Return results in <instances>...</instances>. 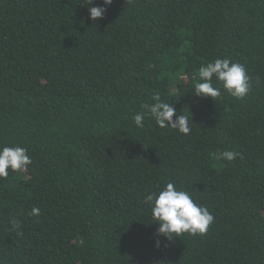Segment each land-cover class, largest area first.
<instances>
[{"label": "trees", "instance_id": "1", "mask_svg": "<svg viewBox=\"0 0 264 264\" xmlns=\"http://www.w3.org/2000/svg\"><path fill=\"white\" fill-rule=\"evenodd\" d=\"M89 6L0 0V147L32 159L0 178V264H264V0ZM216 58L246 66L243 99L194 94ZM156 92L188 135L135 126ZM169 181L213 214L207 233L157 234L144 198Z\"/></svg>", "mask_w": 264, "mask_h": 264}, {"label": "clouds", "instance_id": "2", "mask_svg": "<svg viewBox=\"0 0 264 264\" xmlns=\"http://www.w3.org/2000/svg\"><path fill=\"white\" fill-rule=\"evenodd\" d=\"M113 0H101L96 6H91L92 0H87L89 19H102L108 6ZM199 80L194 84V94L197 97H208L215 101L221 96V90L216 83L234 98L243 99L251 89V77L246 66L240 62H232L228 58H216L200 66ZM152 103L142 105L146 111H140L134 116V124L144 127L146 118H151L160 128H172L179 133L188 135L191 132V117L177 113V110L168 102L161 99L159 92L152 95ZM176 117L175 120L173 117ZM240 153L233 150H224L215 154L218 160L233 161ZM32 163L28 149L22 146L0 147V178H7L9 169L17 172L26 170ZM144 202L151 208L154 221L158 224L157 234L171 240L184 233L203 235L214 222L213 214L207 207L197 203L188 191L181 189L173 182H167L162 189L150 192ZM40 209L33 207L30 215L38 216ZM13 227L19 228L18 221L13 220ZM159 246V241L156 242Z\"/></svg>", "mask_w": 264, "mask_h": 264}]
</instances>
